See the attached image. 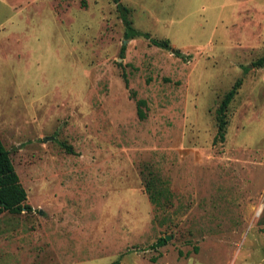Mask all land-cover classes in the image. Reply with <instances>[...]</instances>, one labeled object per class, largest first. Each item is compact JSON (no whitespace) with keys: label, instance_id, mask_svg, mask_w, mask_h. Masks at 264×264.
I'll return each instance as SVG.
<instances>
[{"label":"rangeland","instance_id":"obj_1","mask_svg":"<svg viewBox=\"0 0 264 264\" xmlns=\"http://www.w3.org/2000/svg\"><path fill=\"white\" fill-rule=\"evenodd\" d=\"M119 3L0 0V264H264V0Z\"/></svg>","mask_w":264,"mask_h":264},{"label":"trees","instance_id":"obj_2","mask_svg":"<svg viewBox=\"0 0 264 264\" xmlns=\"http://www.w3.org/2000/svg\"><path fill=\"white\" fill-rule=\"evenodd\" d=\"M115 7L116 12L118 13L119 19L123 26L126 28L124 32V39L137 35L129 27V22L126 21V14L128 10L120 5L119 0H109ZM143 38L148 41V43L155 47L164 50H170V46L167 40H152L148 39L146 35H143ZM172 55L178 58H182L178 51H171ZM264 62V57H261L257 62L254 63V66L260 67ZM240 85V81H235L230 90L226 92L221 100L219 101L217 107L214 111V121H215V135L213 142H223L224 131L226 127V108L230 101L233 99L236 90ZM137 105V116L138 118H143L142 111L138 108L139 105H143V102L138 100L136 101ZM145 193L147 194L148 201L155 207H161V201L166 198V189L162 186L156 184L155 181L148 180L144 186ZM25 201V192L18 183V178L13 170V167L8 158L7 151L3 148L0 142V214L3 212L18 215L22 212H29L30 207L24 203ZM263 233V242H264V229ZM165 243L164 238H158L156 242L152 245V248H159Z\"/></svg>","mask_w":264,"mask_h":264}]
</instances>
